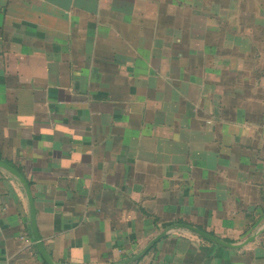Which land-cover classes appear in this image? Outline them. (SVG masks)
<instances>
[{"label":"crops","instance_id":"obj_1","mask_svg":"<svg viewBox=\"0 0 264 264\" xmlns=\"http://www.w3.org/2000/svg\"><path fill=\"white\" fill-rule=\"evenodd\" d=\"M0 160L55 264H264V0H0ZM0 264H47L1 167Z\"/></svg>","mask_w":264,"mask_h":264},{"label":"water","instance_id":"obj_2","mask_svg":"<svg viewBox=\"0 0 264 264\" xmlns=\"http://www.w3.org/2000/svg\"><path fill=\"white\" fill-rule=\"evenodd\" d=\"M0 167L6 169L8 172H10L13 176H15L19 182L22 184L27 199H28V204H29V216H30V223H31V228H32V234H33V238L35 241V244L37 246V249L40 253V255L42 256V258L45 260V262L47 264H55L52 259L50 258V255L48 254V252L46 251L44 244L41 240V237L39 235L38 232V228H37V223H36V210H35V206H34V200H33V196H32V191L30 189L29 183L26 180V178L22 175V173H20L18 170H16L15 168H13L12 166L8 165L7 163L3 162L0 160ZM176 228H186L196 234H198L199 236H202L210 241L216 242L222 246H226V247H230V248H239L244 246L245 244H247L248 242H250L251 240H253V238L256 236V234H252L250 236H248L247 238H245L244 240H242L241 242H227L221 238H218L217 236L210 234L209 232H206L196 226L190 225V224H185V223H180L177 224V226H175ZM164 234V233H163ZM163 234H160L159 236L155 237L154 239H152L150 241V243L144 248L143 252H146L149 250V248L159 240V238H161L163 236ZM142 252V253H143Z\"/></svg>","mask_w":264,"mask_h":264}]
</instances>
